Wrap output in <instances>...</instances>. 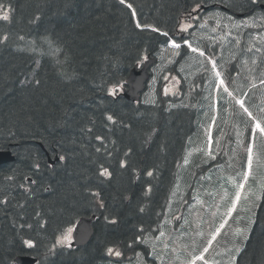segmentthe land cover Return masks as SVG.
Segmentation results:
<instances>
[{
  "label": "trees",
  "instance_id": "trees-1",
  "mask_svg": "<svg viewBox=\"0 0 264 264\" xmlns=\"http://www.w3.org/2000/svg\"><path fill=\"white\" fill-rule=\"evenodd\" d=\"M261 3L0 0L9 15L0 18V150L15 156L0 169V264L19 255L38 264H107L116 261L112 248L123 258L145 254L144 234L164 221L203 106L185 99V88L171 98L162 97L160 86L152 97L148 87L139 103L110 89L172 39L184 43L180 22L194 8L223 6L252 17L263 13ZM176 55L183 67L191 52L182 46L171 50L170 58ZM44 149L63 159L50 166ZM104 168L109 177L100 175ZM94 214L89 244L56 246L81 216ZM255 217L239 264H264V196Z\"/></svg>",
  "mask_w": 264,
  "mask_h": 264
},
{
  "label": "rangeland",
  "instance_id": "rangeland-1",
  "mask_svg": "<svg viewBox=\"0 0 264 264\" xmlns=\"http://www.w3.org/2000/svg\"><path fill=\"white\" fill-rule=\"evenodd\" d=\"M7 10V9H6ZM5 9L0 11V17L3 16ZM203 26L208 30L203 34V38H207L210 41L222 40L225 33L229 38H234L241 42L242 36L239 32L248 27H254L260 29V31H254L250 36H245L246 42L248 38L251 40L248 42V52L251 54L256 53L257 60H254L251 64L256 67L257 64L264 63V12L258 13L257 16L249 19H240L236 21L235 25L226 24V17L223 15H214L213 17L204 16ZM190 19L182 22L181 30L191 29V25L187 23ZM203 21V22H204ZM210 21H215V25L220 26L218 29L216 26L209 29ZM238 25V26H237ZM224 26L225 28H223ZM247 34V33H246ZM226 37V36H224ZM240 43L239 45H241ZM264 44V43H263ZM167 49V50H166ZM162 56L160 65L152 68L153 79L150 82L149 95L154 96L159 86L160 78L162 77L160 71L166 70V75L163 76V93L165 95H174L177 92V87H174L175 81L181 82V78H184V67L179 68L181 75L176 78L173 73H169L168 62H164L171 56V50L168 48ZM245 49V48H244ZM246 55V54H245ZM243 56L241 62L244 66L241 70L246 73L251 71L250 61L246 62ZM198 59L199 55H195ZM233 58V55L229 56ZM210 71H214L212 74L213 83L210 80L208 87H211V101L214 100L215 104L217 100H220L219 104L222 107H210V113L213 118L207 122L204 127V132L197 134L199 143L194 147V152L204 149L206 153L213 150L211 144L215 140L219 142V131L221 128L224 131H228L231 140H228L227 135H224L222 140L227 142V146H231L232 140L236 143L227 152L221 151L217 154V163L210 169H207L198 179L193 177H186L185 184L180 182V177L185 175V171L182 168L180 170L179 181L177 183V189L172 196L167 207V213L164 218V222L154 232L144 234L146 236L143 241L147 247L148 256L152 258V261H147L144 254L137 252L132 256L122 257L120 251L115 248L112 249V255L118 260H123L124 264H154L156 261L158 264H187V262L194 255H200L203 249L207 247L209 250L203 253L208 264H236L239 255L244 250L247 241L249 240L252 229L255 225V215L261 202L263 190H264V148L260 147L252 138H246L239 132H234L235 127H241L254 116V100L257 97L258 90L264 88V66L260 68V72L255 74L254 77L244 76L243 74L238 76L233 71L224 72L219 70L217 64L214 62L216 58L211 56ZM257 61V62H256ZM188 69V68H187ZM203 71L205 68H201ZM253 69V68H252ZM189 72L192 70L188 69ZM196 72V71H194ZM192 72V74H196ZM253 72L255 73L256 70ZM191 77V72H190ZM219 79V84L215 82ZM120 88H116L111 93L118 94ZM147 101V99H146ZM247 109V111H245ZM224 113L225 118H219L218 115ZM254 130V129H253ZM252 130V131H253ZM254 132V131H253ZM215 144V143H214ZM221 147V146H220ZM251 148L252 164L251 168L248 165V149ZM216 150H219V145ZM210 157L212 156L211 153ZM187 162V160H186ZM247 174L248 178L245 180L244 176ZM239 184H244V189L238 188ZM240 191L241 199L236 202L235 209L229 214L228 209L235 201V193ZM259 197V199H258ZM225 221H227L225 223ZM224 227L217 233L216 229L221 224ZM159 229V235L156 239V234ZM237 229L244 230L241 234H237ZM72 230L65 232L59 236L58 240L67 237V240L63 244H57L58 246H70ZM152 234V235H150ZM154 235V236H153ZM215 236V239H213ZM211 241V244H209ZM119 252L120 255H115ZM196 264H203V261L197 260Z\"/></svg>",
  "mask_w": 264,
  "mask_h": 264
},
{
  "label": "water",
  "instance_id": "water-1",
  "mask_svg": "<svg viewBox=\"0 0 264 264\" xmlns=\"http://www.w3.org/2000/svg\"><path fill=\"white\" fill-rule=\"evenodd\" d=\"M264 8V6H262ZM153 63V61L147 62L144 67L139 70L138 67H135L127 80L128 90L124 91V96L130 101H138L140 98V93L145 88V83L149 79L148 68ZM58 158L55 159L57 161ZM15 160L14 156L10 151H0V167L1 165H6L7 163L13 162ZM49 164H54V161L49 160ZM95 221V216L87 218L82 217L77 223H75V228L71 237H73L72 247H82L87 245L93 235V223ZM37 259L31 256H18L14 260V264H36Z\"/></svg>",
  "mask_w": 264,
  "mask_h": 264
},
{
  "label": "snow or ice",
  "instance_id": "snow-or-ice-1",
  "mask_svg": "<svg viewBox=\"0 0 264 264\" xmlns=\"http://www.w3.org/2000/svg\"><path fill=\"white\" fill-rule=\"evenodd\" d=\"M120 3H121V4H124V3H125V0H120ZM250 3H252L253 5H255V4L258 3V0H250ZM127 6H128V8H132V5H131V4H128ZM0 9H5L3 16L0 17V18H2V19L5 20V21L9 20V15H8L7 10H6V6L3 5V4H0ZM133 14L135 15V13H133ZM36 19L38 20L39 17H36ZM237 26H238V25H237ZM137 27L140 28V27H150V26H149V25H141L140 23H137ZM153 31H159V29H158V28H153ZM163 35L167 36L168 33L165 32V33H163ZM5 39H6V38H5ZM21 39H22V37H21ZM0 43H2V41H0ZM185 43H187V41H185ZM173 46H174L175 48H179V47H180L179 44H175V43L173 44ZM189 47H191V45H189ZM192 50H193V51H196V49H192ZM201 55H203V53H201ZM37 83H38V82H37ZM245 111H247V109H245ZM107 118H108V120H113V117H112V116H108ZM255 127H256L257 129H260V131H261L262 133H264V127H261V125H260L259 123H257ZM97 139H100V137H97ZM247 151H248V153H249V156H248V165H249V168H251V164H252V155H251V151H252V150H251V148H249ZM61 159H63V157H61ZM121 166H122V167L124 166L123 162H122ZM100 175L105 176V177H109L111 174L109 173V171H108L107 168H104V169L101 171ZM147 175H148V176H152L153 173H152L151 171H149V172L147 173ZM247 178H248V176H247V174H245L244 179L246 180ZM244 187H245L244 184H239V185H238V188H239L240 190L244 189ZM96 195H98V193H97ZM240 199H241L240 191H237V192L235 193V201L233 202L232 206L228 209L229 214L235 209V207H236V202H238ZM258 199H259V197H258ZM142 210H143V209H141V211H142ZM111 222H112V223H115V220H113V221H111ZM226 222H227V221H225V223H226ZM223 227H224V224L222 223V224L220 225V227L216 229V232L219 233V232H220V229H222ZM236 231H237V234H241L244 230H242V229H237ZM213 239H215V236H213ZM66 240H67V237H64L63 239L58 240V241H57V244H63V243L66 242ZM28 243H30V242H28ZM209 244H211V241H209ZM208 250H209V249H208L207 247H205V248L203 249V252H202L200 255H194V256H192V258L187 262V264H196V261H197V260L203 261V264H208V261L206 260L204 254H203V253L208 252ZM108 252H109V254H112L113 250H112V249H108ZM115 255L119 256L120 253H119V252H116Z\"/></svg>",
  "mask_w": 264,
  "mask_h": 264
}]
</instances>
